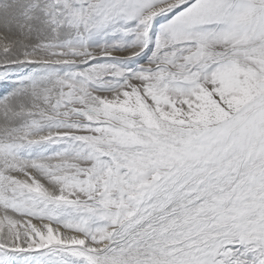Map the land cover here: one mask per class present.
<instances>
[{
  "label": "snow or ice",
  "instance_id": "obj_1",
  "mask_svg": "<svg viewBox=\"0 0 264 264\" xmlns=\"http://www.w3.org/2000/svg\"><path fill=\"white\" fill-rule=\"evenodd\" d=\"M0 264H264V0H0Z\"/></svg>",
  "mask_w": 264,
  "mask_h": 264
}]
</instances>
